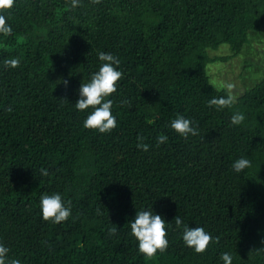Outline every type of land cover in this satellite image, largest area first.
<instances>
[{
	"label": "trees",
	"instance_id": "16d2710c",
	"mask_svg": "<svg viewBox=\"0 0 264 264\" xmlns=\"http://www.w3.org/2000/svg\"><path fill=\"white\" fill-rule=\"evenodd\" d=\"M0 14L12 30L0 35V242L10 258L223 264L229 252L232 264H264V76L235 95L207 73L264 27V0H13ZM223 44L227 55H211ZM101 51L123 73L109 97L116 127L104 133L83 127L91 109L74 106ZM13 58L18 66L5 67ZM229 92L230 108L207 105ZM177 113L197 135L169 127ZM161 134L168 140L157 145ZM241 156L251 167L236 173ZM54 192L71 207L61 223L40 211L41 194ZM144 207L171 225L167 249L152 258L129 226ZM175 216L211 234L204 252L184 245Z\"/></svg>",
	"mask_w": 264,
	"mask_h": 264
},
{
	"label": "clouds",
	"instance_id": "9594fccd",
	"mask_svg": "<svg viewBox=\"0 0 264 264\" xmlns=\"http://www.w3.org/2000/svg\"><path fill=\"white\" fill-rule=\"evenodd\" d=\"M13 0H0V7H11ZM78 0H73V6H77ZM11 26L6 22V17L0 14V35H11ZM98 67L95 71L89 73L87 82H81L78 89V99L75 102V108L78 111L91 109L83 120V127L95 129L100 133L109 132L116 127V116L113 115V100L109 97L117 91L118 81L122 78V71L119 70L120 60L113 54L101 51L97 54ZM5 67H16L19 64L18 59H5L3 61ZM67 86L68 81H64ZM232 84H227L226 88L231 89ZM235 103V97L229 92L225 96L212 97L207 100L209 107L215 106L217 109L231 107ZM245 119L242 112H235L230 117L232 125H239ZM169 127L178 133L181 137L187 138L189 135L198 134V128L193 120L177 113L170 120ZM138 137V140H142ZM168 136L161 134L156 137L157 145L167 142ZM138 148L147 151L149 145L138 143ZM232 170L236 173L242 172L244 169L251 167V161L244 156L235 159L232 162ZM42 175H48L47 169H41ZM40 211L44 220H51L52 223H61L71 215L70 203L62 198L59 192L51 195L41 194ZM99 211V210H98ZM176 228H182L181 238L186 247L192 248L197 253L205 251L212 236L204 227H190L184 224L179 216H175ZM131 234L137 240V248L140 253L147 258H152L158 251L163 252L169 245L167 238V230L171 225L162 216L156 213L152 207H144L139 211L136 210L135 217L129 222ZM117 231L116 227L108 229L110 234ZM10 248L0 242V264H21L18 259L9 257ZM232 255L229 252L220 254V260L223 264H232Z\"/></svg>",
	"mask_w": 264,
	"mask_h": 264
},
{
	"label": "rangeland",
	"instance_id": "374dc122",
	"mask_svg": "<svg viewBox=\"0 0 264 264\" xmlns=\"http://www.w3.org/2000/svg\"><path fill=\"white\" fill-rule=\"evenodd\" d=\"M218 49L211 55H227L229 53L225 44L219 46ZM263 67L264 27L248 34V42L243 45L237 55L231 56L225 61L218 60L208 64L207 73L212 83L217 86L226 87L227 84H232L230 92L238 95L244 88H248L264 76Z\"/></svg>",
	"mask_w": 264,
	"mask_h": 264
}]
</instances>
